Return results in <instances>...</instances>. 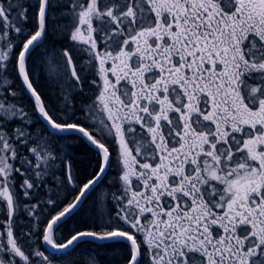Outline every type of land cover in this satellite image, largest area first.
Segmentation results:
<instances>
[{
  "label": "flooded vegetation",
  "instance_id": "flooded-vegetation-1",
  "mask_svg": "<svg viewBox=\"0 0 264 264\" xmlns=\"http://www.w3.org/2000/svg\"><path fill=\"white\" fill-rule=\"evenodd\" d=\"M137 1L132 0V7L127 10L129 16H134L136 28L129 41L111 42L109 38L108 44L113 45L117 57L109 58V63L103 66V86L111 94L109 100H114L113 110L121 116L115 118L107 109L110 116L107 114L102 128H112L114 121L116 128H121L116 131L115 141L132 146L135 151L141 145L146 150L148 175L155 181L151 193H155L157 186L172 191L175 185L182 186L178 192H192L184 190V180L188 178L191 182L192 172L205 175L213 162L215 170L218 166L232 170L240 159L242 167L256 168L253 183L247 181L239 188L240 204L238 199L229 204L232 211L235 209L230 223H224L213 237L220 241L217 250L224 255L238 254L233 241L239 240L235 234L240 232H235L234 222L240 217L246 233H242L240 240L252 239L253 230H258L261 254L264 251V0H145L141 8L138 5L141 0L136 5ZM129 22L132 24L130 19ZM94 39L98 45V38ZM104 48L110 49L106 45ZM250 152L256 157L255 162H249ZM158 159L164 163L157 165ZM192 197L193 208L203 213L195 217L199 230L194 229L190 238L195 249L199 246L206 253L210 245L206 234L212 223L220 219L213 214L211 202ZM186 198L190 199L188 195ZM150 203L153 205L154 200ZM3 210L1 205L0 264H31V259L22 261V245L14 246L11 242L9 248L6 225L1 227L5 220L1 217ZM230 225L232 232L228 229ZM227 235L231 247L228 243L224 248L222 239ZM247 246L250 247L249 242ZM218 263L213 259L206 261V264Z\"/></svg>",
  "mask_w": 264,
  "mask_h": 264
},
{
  "label": "trees",
  "instance_id": "trees-1",
  "mask_svg": "<svg viewBox=\"0 0 264 264\" xmlns=\"http://www.w3.org/2000/svg\"><path fill=\"white\" fill-rule=\"evenodd\" d=\"M107 1L103 0L105 10L115 0ZM75 7H79L76 0H49L46 34L27 57L26 70L46 114L57 126H81L99 141L91 118L98 113L94 109L99 105L100 81L96 62L88 55L85 63L80 47L72 41ZM39 11L40 0H0V156L11 167L8 173L0 165V188L8 186L17 205L11 231L22 245L24 258H36V264H128L132 248L121 240H84L59 255L43 245L50 220L75 202L98 174L102 157L78 134L51 132L22 83L18 59L38 33ZM66 53L77 66L79 80L65 76L56 82L47 65L60 64ZM80 62L84 68L89 63L87 74ZM111 163L112 169L81 206L56 226L55 244L62 245L79 233L105 236L121 231L135 238L140 250L138 264H205L186 244L193 233L187 226V217L195 216L193 193L182 195L185 207H174V195L170 197L163 187L151 193L155 181L149 175L141 179L124 176L113 156Z\"/></svg>",
  "mask_w": 264,
  "mask_h": 264
},
{
  "label": "rangeland",
  "instance_id": "rangeland-1",
  "mask_svg": "<svg viewBox=\"0 0 264 264\" xmlns=\"http://www.w3.org/2000/svg\"><path fill=\"white\" fill-rule=\"evenodd\" d=\"M106 2V0H104ZM103 2V0H102ZM109 0L107 1V3ZM139 0L137 1L136 5L138 4ZM142 2V4H140ZM99 3V0H76V5L79 4V7H75L73 15L77 19L74 23V26L71 28V36L72 41H75V43L80 47V52L82 54V57L85 59L88 55L92 57V59L96 62L95 69H96V77L100 79L101 87L99 92V105L98 107H95L94 111H97L98 113H95L92 119V124H96L99 127L104 125V112L106 115L110 116V112L112 111L111 116H114L115 118L117 116H121L120 113L116 112L115 106H114V100H109V95L107 91L104 89L105 87V80L103 79V66L106 65V63H109V58L113 59L117 57V54L115 53L114 49H112L113 45L108 44L110 39L107 36H114L111 38V42L116 40L117 42L120 40H123V42L129 41V38L133 35L135 28V21L134 16L131 14L129 16V12H127V9L124 11V13H117V9L120 10L117 7L116 3H113L114 6H111L108 10L116 11L117 14H115V17H112L111 13L107 15V18L110 19V22H107L111 29L108 32H101L99 33V39H96V42L94 43V37L96 35V31L103 28L102 23L100 22H106L104 19H102L101 16V4L100 8L97 5ZM139 5V8L142 7V5L146 4L145 0H141ZM82 6V7H81ZM132 7V5H131ZM116 8V9H115ZM133 8H136L134 5ZM115 9V10H114ZM124 9V7L122 8ZM124 15V18H121V15ZM128 14V16H127ZM103 16V15H102ZM83 19V20H82ZM129 19L132 24H130ZM124 20V21H123ZM128 21V23L126 22ZM118 21H121L118 23ZM99 22V23H98ZM123 22V23H122ZM47 23V22H46ZM106 35V36H105ZM103 44V48H102ZM114 44V43H113ZM104 45L109 46L110 49L104 48ZM98 48V53L95 52V50ZM111 51V52H110ZM85 63L88 62V59L84 60ZM82 65V66H81ZM48 71L50 74V78L54 79L56 82L61 81L65 76L70 77L69 70H68V64L66 63V57L63 56L61 59L60 64H57L56 61H53L52 64L47 65ZM83 67L84 73L87 74L88 71H90L89 63L85 66L84 64L80 62V68ZM82 74V75H85ZM106 92V93H105ZM103 95V96H102ZM133 97V96H132ZM109 100L108 104L106 103L104 99ZM107 109H109V113L107 112ZM39 111V109H38ZM93 111V112H94ZM40 113V111H39ZM111 119V118H110ZM117 120V119H116ZM117 123H114L112 121V131H109L107 129L99 128L100 131H98L100 138L109 144V146L114 148V154L111 153L116 160V167L120 169L121 174L124 175H130V173H144L145 171L143 168H147L149 172V164L146 161V150L143 151L142 145L141 149H137V151L132 148V146H124L121 142L115 141L114 136H116V131H120L121 128H116ZM145 129V128H144ZM98 130V129H97ZM146 130V129H145ZM142 132L143 129H142ZM129 136H132L130 134ZM222 136L217 137L216 141H219ZM103 142V143H105ZM138 146V145H136ZM229 154L224 156V159H227V156ZM149 157V156H148ZM147 157V158H148ZM249 158V162H255V158L251 152L249 155H247ZM215 160V159H213ZM241 160V159H240ZM236 162V166L230 170L223 168L222 166H218V170L213 169V166L216 165L215 162H213V166L209 167L207 169L206 174H197L196 172L191 173V182H189L188 178L184 180V190H190L192 191L194 196H198L197 199H200L201 201L211 202L212 208L215 213L216 218L220 220H216V222L212 223L209 233L206 234L207 238L210 239V245H208L209 249L205 253L203 252L200 247L198 246L194 254L197 257V259L204 260L205 264L206 261L209 260H217L218 264H226L225 262L228 261V264H264V251L260 254L258 248V230L254 229V237L250 240L242 241L241 235L242 233L246 235L245 233V226L242 218H237L234 222L235 226V232H240L239 234V240L236 239L233 242L238 246V254L232 255V253H227L224 255L223 251L217 250L218 247L221 246L220 241L218 239H215L213 237V234L215 231L219 230L220 228H223L224 223H230L231 214L234 213L229 208V204L238 199V204H240L242 191L239 188L243 187V184H245L247 181H253L256 178V168H248L247 166L242 167V160ZM164 163L163 159H158V164ZM112 164V163H110ZM0 165L3 170H7L8 173L11 171V167L9 163L7 162V159L4 155L0 156ZM112 169V168H110ZM182 187L181 185H175L172 187H175L174 190V197H172V201L175 204L182 205L184 203V200L182 198L183 192H178V187ZM3 190V189H2ZM204 191V192H203ZM180 201V202H179ZM179 202V203H178ZM223 202V203H222ZM185 205V203H184ZM203 213V210L200 212H197L195 216H201ZM209 216V215H208ZM188 227L193 229L199 230V226L197 227L193 220L188 221L187 224ZM225 229V228H224ZM229 232H232L231 225L228 227ZM260 229V228H259ZM264 233V232H263ZM229 235H227L225 238L222 239L224 248L227 247L228 243L231 247V242L229 241ZM218 241V242H217ZM217 242V244H215ZM247 242H249L250 247L248 248ZM264 242V239L262 240ZM11 244V241L8 242V246ZM243 244V245H242ZM10 248V246H9ZM249 249V251L247 250ZM199 260V261H200ZM234 260V262L232 261Z\"/></svg>",
  "mask_w": 264,
  "mask_h": 264
},
{
  "label": "water",
  "instance_id": "water-1",
  "mask_svg": "<svg viewBox=\"0 0 264 264\" xmlns=\"http://www.w3.org/2000/svg\"><path fill=\"white\" fill-rule=\"evenodd\" d=\"M47 7H48V0H41V9H40V14H39L40 31L27 44V46L24 48L23 52L20 55L19 62H18V70H19L20 78H21L22 83L24 84L26 90L28 91L29 95L33 98V100L35 101V103L37 104V106L39 108V111H40L39 117L41 118V120H43L49 126L51 131H53L55 133H59V134H70V133L80 134L92 148L97 149L99 151H103L104 156H105V160H104L103 166H102L99 174L97 175V177L92 179L83 188V190L81 191L78 199L73 204V206L71 208H69L65 213H63L60 216L55 217L51 221V223L49 224L48 229L46 231V244H47L48 248L50 250H52L53 252L61 253V252L68 251L69 249H71V247L74 244H76L78 241L84 240L87 238L94 240V241H97V242H100V243L113 241L115 239H122V240L129 242L134 249L133 256H132V259L130 260L129 264H137L138 258H139V249H138L135 241L131 237L127 236L126 234L119 233V232L113 233L108 237H100V236H97L95 234H78V235L74 236L63 248H56L51 243V233H52L53 228L57 224L65 221L74 211H76L78 209V207L81 205V203L83 202V200L85 199L87 194L101 181V179L105 175L107 168H108V164H109V154H108L106 148L103 147L102 145L96 143L92 139V137L89 135V133L86 130H84L83 128L78 127V126H61V127L55 126L54 123L45 114L42 100L28 79L26 69H25V61H26L28 55L30 54L32 48L39 45L44 38L45 31H46L45 16H46V12H47ZM69 66H70V70H71V73L73 75V78L77 79L75 68H74L73 62L70 58H69ZM6 199H7L8 204H9L10 213H12L13 212V204H12L11 200L9 199L8 193H6Z\"/></svg>",
  "mask_w": 264,
  "mask_h": 264
},
{
  "label": "bare ground",
  "instance_id": "bare-ground-1",
  "mask_svg": "<svg viewBox=\"0 0 264 264\" xmlns=\"http://www.w3.org/2000/svg\"><path fill=\"white\" fill-rule=\"evenodd\" d=\"M52 251V250H51Z\"/></svg>",
  "mask_w": 264,
  "mask_h": 264
}]
</instances>
